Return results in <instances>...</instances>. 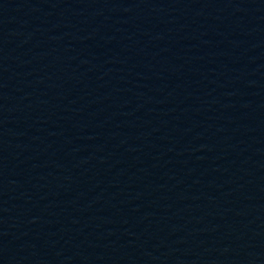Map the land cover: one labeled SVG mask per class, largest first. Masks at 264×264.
<instances>
[{
  "label": "water",
  "instance_id": "1",
  "mask_svg": "<svg viewBox=\"0 0 264 264\" xmlns=\"http://www.w3.org/2000/svg\"><path fill=\"white\" fill-rule=\"evenodd\" d=\"M0 264H264V0H0Z\"/></svg>",
  "mask_w": 264,
  "mask_h": 264
}]
</instances>
